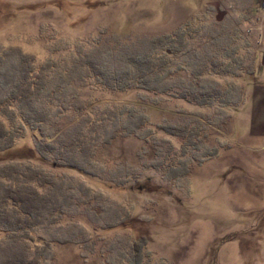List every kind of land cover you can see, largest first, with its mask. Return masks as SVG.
<instances>
[{
    "label": "rangeland",
    "instance_id": "1",
    "mask_svg": "<svg viewBox=\"0 0 264 264\" xmlns=\"http://www.w3.org/2000/svg\"><path fill=\"white\" fill-rule=\"evenodd\" d=\"M197 18L210 36L193 46L200 55L227 47L248 57L238 77H212L222 91L237 85V106L201 107L176 93L137 88H80L81 97L137 106L147 123L100 148L98 171L83 178L105 197L59 219L54 232L71 242L55 245L50 264H115L119 246L142 236L148 264H264V0H0V48L10 63L21 54L67 56L63 47L81 41L84 52L119 68L154 37ZM86 116L67 112L56 137L67 138ZM199 123L207 135L198 146L163 129ZM33 137L45 139L31 132L28 142L0 153V164L31 159L58 175H80L34 158ZM209 152L216 153L204 157ZM173 158L188 173L170 178L161 163ZM116 178L125 181L109 182ZM125 212L127 227H103ZM8 250L0 247V260Z\"/></svg>",
    "mask_w": 264,
    "mask_h": 264
},
{
    "label": "trees",
    "instance_id": "2",
    "mask_svg": "<svg viewBox=\"0 0 264 264\" xmlns=\"http://www.w3.org/2000/svg\"><path fill=\"white\" fill-rule=\"evenodd\" d=\"M197 20L198 24L191 22L172 34L154 37L147 47L122 58L119 68L92 57L90 50L84 52L81 41L63 47L67 56L55 57L51 53L42 60L21 54L10 63L5 62L0 48V153L15 149L21 140L28 142L31 132L39 130L45 139L33 137L28 148L31 155L46 164L80 173L58 175L31 159L0 164V247L7 245L11 251H6L0 264H50L55 259V245L71 242L67 236L54 232L59 219L81 209L89 200L105 197L83 178H93L98 171L100 148L121 135L138 133L147 123L137 106L81 97L77 94L80 88L89 86L111 92L137 88L158 94L176 93L201 107L237 106L233 102L237 85L229 82L222 91L212 77H238L237 71L244 70L248 57L238 53L237 48L227 47L215 51V57L210 51L200 55L193 46L210 36L201 24L203 19ZM205 76L209 81L204 80ZM71 111L87 116L67 138L56 137L58 122ZM199 124L168 125L163 129L185 138L187 145L198 146L207 135L203 124ZM215 153H205L204 157ZM170 161L161 163L170 178L188 173L187 168L181 170L175 158ZM124 181L116 178L109 182L121 185ZM129 216L125 212L103 227H127ZM147 243L144 236L127 240L117 249L113 262L148 264Z\"/></svg>",
    "mask_w": 264,
    "mask_h": 264
}]
</instances>
